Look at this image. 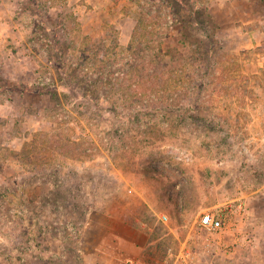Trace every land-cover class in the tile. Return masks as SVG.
<instances>
[{"label":"rangeland","instance_id":"rangeland-1","mask_svg":"<svg viewBox=\"0 0 264 264\" xmlns=\"http://www.w3.org/2000/svg\"><path fill=\"white\" fill-rule=\"evenodd\" d=\"M206 212L264 264V0H0V264H167Z\"/></svg>","mask_w":264,"mask_h":264},{"label":"built area","instance_id":"built-area-1","mask_svg":"<svg viewBox=\"0 0 264 264\" xmlns=\"http://www.w3.org/2000/svg\"><path fill=\"white\" fill-rule=\"evenodd\" d=\"M158 219L167 224L166 214H161ZM242 221L235 218L232 224L218 213H203L177 247L167 250V264H214L215 258L234 257L240 245L251 242L250 236L246 238L245 233L233 231V227L240 229L238 226Z\"/></svg>","mask_w":264,"mask_h":264},{"label":"crops","instance_id":"crops-1","mask_svg":"<svg viewBox=\"0 0 264 264\" xmlns=\"http://www.w3.org/2000/svg\"><path fill=\"white\" fill-rule=\"evenodd\" d=\"M165 214V213H163ZM137 224L142 227L147 232L151 233L153 230L151 229V225L149 223L141 218L136 219ZM145 246V241H143L142 245H140V250L143 251V247ZM141 252V251H138ZM82 258V263L85 264H133L134 260L130 253L127 251H124L123 249H118L116 247H112L111 249L101 250L96 249L94 251H86L84 248H82V251L79 254ZM105 256V259L102 260V262H95L97 258L101 259L102 256ZM93 256L94 260H88V257ZM96 257V258H95ZM136 260V258H135Z\"/></svg>","mask_w":264,"mask_h":264},{"label":"trees","instance_id":"trees-1","mask_svg":"<svg viewBox=\"0 0 264 264\" xmlns=\"http://www.w3.org/2000/svg\"><path fill=\"white\" fill-rule=\"evenodd\" d=\"M142 63H143V61H142ZM137 64H138V62H137V60H135V61H133L132 63H127V64H125V65H123V67H120L119 69H109V70H107L106 72H104L105 74H107L106 75V78H105V80H107V82L109 83H112L113 84V74L114 73H116L117 74V76H122V75H125L126 74V72H128L129 71V68L131 67H136L137 66ZM108 66V65H107ZM112 70H115L114 72H112ZM109 78H108V77ZM123 80V79H122ZM86 82H87V80H86ZM123 85V84H122ZM139 99V97H137V96H134L133 98H131L130 100L131 101H133V100H138ZM96 103L97 102H99L100 101V97H95L94 96V99H93ZM115 104V103H114ZM114 104L112 103L111 105H110V107H115L114 106ZM160 176H162V174H160ZM166 182L167 183H169V181L166 179Z\"/></svg>","mask_w":264,"mask_h":264}]
</instances>
